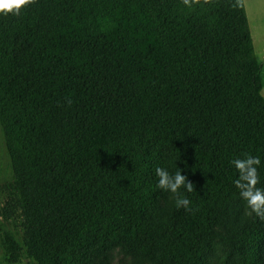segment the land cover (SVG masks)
<instances>
[{"label": "trees", "instance_id": "1", "mask_svg": "<svg viewBox=\"0 0 264 264\" xmlns=\"http://www.w3.org/2000/svg\"><path fill=\"white\" fill-rule=\"evenodd\" d=\"M244 0H33L0 16L6 264H264L229 161L259 156L264 79ZM193 184L190 211L155 168ZM179 169H178V168Z\"/></svg>", "mask_w": 264, "mask_h": 264}, {"label": "clouds", "instance_id": "2", "mask_svg": "<svg viewBox=\"0 0 264 264\" xmlns=\"http://www.w3.org/2000/svg\"><path fill=\"white\" fill-rule=\"evenodd\" d=\"M32 2L33 0H0V16L9 14L18 16ZM229 163L236 172L232 185L244 202L248 213L256 218L264 219V188L257 187L260 157L245 153L242 154V158H233ZM155 178V187L173 197L176 209L190 211L191 201L186 193L194 191L193 184L181 174L180 169L171 172L166 167H156Z\"/></svg>", "mask_w": 264, "mask_h": 264}, {"label": "rangeland", "instance_id": "3", "mask_svg": "<svg viewBox=\"0 0 264 264\" xmlns=\"http://www.w3.org/2000/svg\"><path fill=\"white\" fill-rule=\"evenodd\" d=\"M248 21L252 33L254 47L262 63V76L264 79V0H244ZM264 95V90H263ZM12 180L11 162L7 153L5 139L0 125V207L6 199L4 186ZM4 232H10L22 242V231L14 222H7L0 217V264L3 261L4 249L1 239ZM132 258L125 255L121 249H116L106 256H101L99 264H131ZM20 264H37L34 260L24 255Z\"/></svg>", "mask_w": 264, "mask_h": 264}]
</instances>
